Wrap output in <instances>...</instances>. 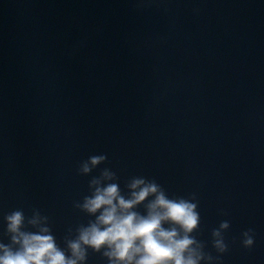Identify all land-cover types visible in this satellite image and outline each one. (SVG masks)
I'll list each match as a JSON object with an SVG mask.
<instances>
[{"label": "water", "instance_id": "obj_1", "mask_svg": "<svg viewBox=\"0 0 264 264\" xmlns=\"http://www.w3.org/2000/svg\"><path fill=\"white\" fill-rule=\"evenodd\" d=\"M104 167L195 193L213 264H264V0H0V240L39 209L65 248Z\"/></svg>", "mask_w": 264, "mask_h": 264}, {"label": "clouds", "instance_id": "obj_2", "mask_svg": "<svg viewBox=\"0 0 264 264\" xmlns=\"http://www.w3.org/2000/svg\"><path fill=\"white\" fill-rule=\"evenodd\" d=\"M106 154L91 155L82 161L78 173L89 176L105 164ZM120 187V178L109 167L88 182V194L74 207L91 217L87 224L68 230L61 248L53 234L49 217L39 209L26 216L16 209L3 216L4 235L0 240V264H87L89 250L99 253L107 264H213L205 243L194 233L201 217L195 193L189 197H170L155 179L133 176ZM143 206L144 212L138 209ZM167 225V227H165ZM225 220L212 230V247L218 254L228 251ZM254 231L242 233V244L250 249Z\"/></svg>", "mask_w": 264, "mask_h": 264}]
</instances>
